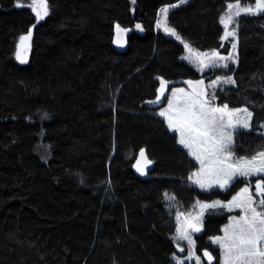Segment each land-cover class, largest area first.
Segmentation results:
<instances>
[{"label": "trees", "instance_id": "1", "mask_svg": "<svg viewBox=\"0 0 264 264\" xmlns=\"http://www.w3.org/2000/svg\"><path fill=\"white\" fill-rule=\"evenodd\" d=\"M32 1L0 0V264H177L168 195L189 210L197 201H230L248 182L212 190L193 183L200 164L159 115L162 107L147 103L161 79L170 84L166 106L172 88L206 97L208 79L233 75L236 84L217 90V104L249 109L252 119L235 132L232 150L263 151L264 12L239 18L238 66L202 75L181 59L184 45L157 27L160 10L173 7L168 24L194 49L220 50L229 3L256 0H47L41 22ZM138 24L143 33L118 52L116 26ZM29 33L22 64L18 45ZM40 144L51 149L48 162ZM141 150L154 164L147 178L134 168ZM234 214L205 211L195 235L200 255L210 249L220 264L208 239Z\"/></svg>", "mask_w": 264, "mask_h": 264}, {"label": "snow or ice", "instance_id": "2", "mask_svg": "<svg viewBox=\"0 0 264 264\" xmlns=\"http://www.w3.org/2000/svg\"><path fill=\"white\" fill-rule=\"evenodd\" d=\"M181 2H184V0H181ZM18 6L24 5L18 4ZM42 7L44 9L43 14L47 15L46 0H42ZM232 7V5H229V8ZM236 7L239 8V5ZM261 11H264V0H256L255 8H239L235 15L239 16L241 12L256 14ZM162 12L166 15L168 9L164 8ZM37 16L42 18L40 12H37ZM232 20L233 17L231 15L227 19L221 20V23L225 25L223 39L235 34L234 31L227 30L228 24ZM117 31L118 33L123 32L124 29L117 25ZM166 31L175 35L172 29L166 28ZM30 36L31 33L27 36H21V49L25 47V42L30 39ZM177 39H179L178 36ZM185 47L187 48L188 45H185ZM232 47L235 49L236 45L233 44ZM205 55L207 56V54ZM211 55L216 57L218 53L213 52ZM219 58L221 60L231 59V56ZM17 59L21 60L22 63L26 62L20 51L17 52ZM200 63L203 64V61L201 60ZM224 66L227 67V65ZM227 82H231L230 78ZM187 83L192 84L191 81ZM197 83L202 84L203 81H198ZM166 85L167 82L161 79L159 95L157 100L152 101V103H158L161 97L164 96ZM183 91V89L174 91L173 99L168 101V107L161 111L159 115L167 119L170 129L179 132V143L188 148L190 154L200 162V175H207L213 178L208 184L199 179L194 182L200 184L202 188L211 187L212 184H218L223 188L236 176L264 173V151L257 153L256 156L250 159L238 158L235 162H231L232 154L229 149L232 143V136L225 129L234 127L232 118L237 113L245 112L249 118L251 113L247 112V109L230 111L227 105L223 108L209 107L208 102L202 99L204 96L203 90L200 92H195L194 90L191 95L187 96L182 105L175 104L176 92L182 93ZM225 116L228 117L227 122H225ZM236 123L241 124L245 128L249 126L247 119H238ZM140 157L145 159L146 164L151 163L146 160L143 150L140 152ZM137 163L139 164V161ZM138 170L142 171L143 174L142 169L138 168ZM193 175L196 176L198 174L194 173ZM189 179H192V177H189ZM255 191L258 195L264 196V179L257 181ZM219 204L220 202L216 201L212 204H201L200 207L203 210L216 207ZM229 204L243 209L244 215L238 219L233 217V223L224 230L225 236L215 238V242L224 250V264H264V250L261 248V245H264V211H257L254 206L253 196L247 187L243 188L236 197H233ZM259 205L264 206V199L259 200ZM193 219L199 221V217ZM189 227L196 232L201 230L198 223H189ZM177 231L180 233L181 239H189L190 241L186 230L178 228ZM205 256L208 257L209 261L213 259L207 252Z\"/></svg>", "mask_w": 264, "mask_h": 264}, {"label": "rangeland", "instance_id": "3", "mask_svg": "<svg viewBox=\"0 0 264 264\" xmlns=\"http://www.w3.org/2000/svg\"><path fill=\"white\" fill-rule=\"evenodd\" d=\"M132 1L135 2V0H132ZM18 4L24 5V3H22L21 1H19L17 3V6H18ZM30 4L33 7V10H34L36 16H37V12L41 13L42 18L37 16V21L38 22L44 21L45 18L48 16L49 11H50L47 0H46L47 15L43 14L44 9L42 7V0H33L32 3H30ZM229 5H232L233 7L232 8L228 7V10L226 11V13L224 14L222 19H227V17L229 15H231L233 17L232 22L230 24H228L227 30L228 31H234L235 34H234V36H229L227 39H223L222 49H220V50L215 49V50L200 51V50L194 49L191 45H189L188 43L183 41V39L176 33V31L173 30L168 24V14H169L171 8H173L171 6L165 7L168 9V12L166 13V15L162 12V9H161V11L159 13V19L157 22V27L160 30H162L163 32H165L168 36L176 39L178 42L183 44L184 47H185V45H188L187 48L185 47V52L182 55L181 59L183 61H185L186 63L190 64L196 70H198V72L200 74L204 75V74L208 73L209 71L212 72L216 69H222L225 71L228 68H230L231 65L238 66V62H239V37H238V35H239V18H240V16L245 15V14L256 15V14H260V13L264 12V11H261V12H257L256 14L241 12V14L239 16H236L235 13L239 10V8H248V7L255 8V4H244L242 2H231V3H229ZM237 5H239V8L236 7ZM224 27H225V25H224ZM166 28L172 29L175 32V35L166 31ZM27 35H23V36H27ZM224 35H225V33H224ZM177 36L179 37V39H177ZM31 43H32L31 36H30V39L25 42V47L23 49H21V41L19 42L18 51L21 52L22 56L26 60V62L22 63L21 60L18 59L19 62L22 64L27 63L30 59V53H31V49H32ZM233 44L236 45L235 49H233V47H232ZM190 49H191V51H190ZM213 52L218 53V56L212 57L211 54ZM205 54H207V56ZM229 56H231V59L221 60L219 58V57H229ZM201 60L203 61V64L200 63ZM224 65H227V67H225ZM229 78H230L231 82H227V81H229ZM235 84H236V81H235L234 76L229 75L227 73L216 75L214 78L208 79L206 82V99L209 102L208 106L213 107V108H223L224 106H220V107H219V105L217 106L216 92L219 88H223V87H227V86H233ZM174 91H175V88H172L169 91L168 100L173 98V92ZM164 109H166V108L162 107L161 109H159V111L161 112ZM238 109H246V108H238ZM228 110L232 111V110H237V109L228 108ZM247 112L251 113L250 118L247 116V113L239 112V113H237L236 116H234L232 118L234 127H228L225 129V131L230 133L232 136V143H231L230 147L233 146L235 132L237 130L250 129L251 128L252 112L249 109H247ZM238 119H247L249 126L247 128H245L241 124H237L236 121ZM227 120H228V117L225 116V122H227ZM38 151L40 153V154L37 153L38 156L44 162H48L51 159V157H52L51 149H50V151H48V147L45 144H40L38 146ZM41 154H43V155H41ZM231 154H232V161L233 162L236 161L238 158H245V159L251 158V157L237 156L233 152V150L231 151ZM239 177H245L246 178L248 183L243 188H246V187L249 188V192L253 196L254 206L257 208V211H264V206L259 205V200L263 199V196L258 195L256 193V191H254L257 181L264 179V173L253 174V175H249V176H238V178ZM212 179L213 178L203 179V182L205 184H208L212 181ZM235 180H236L235 178L232 179L223 188L220 187L218 184H212V186L207 187V189H209V190L217 189V188L227 189L231 185V183L234 182ZM253 180H256V181L252 182ZM241 190L234 197H236L238 194H240ZM168 198H169L168 205L170 208H172L174 210V215H175V219L177 222V229L180 228L182 230H186L188 236L190 237V241H191L190 242L189 239H181L180 233L176 230V239L179 242V244L186 250V252H184L183 254L177 253V255H175L174 261L177 264H206L204 259H203V256L200 255L196 250V241H195L196 233H199L200 231L203 230L204 214H205V211L208 209L207 208V209L202 210L200 207L201 204H212L213 202L219 201L220 204L217 205L216 207H227L231 210H239L240 211V214H234L231 216L229 222L226 225H224L223 231L220 235L212 236L208 239L209 242L211 244H213V247L215 249L219 250V252H220V264H224V250L220 247V245L218 243L215 242V238L225 236V231H224L225 228L228 225L233 223V220H232L233 217H236L238 219L240 216L244 215L243 209L238 208V207H233L232 205L229 204V202L232 201L233 198L227 202H223L220 200H215L211 203H207V202H203V201H197L189 210H185L184 207L182 205H180L179 202L176 200V198L173 197L172 195H168ZM201 212H202V215H201ZM195 217H199V221L193 219ZM189 223H198L201 230L198 232L193 231L192 228L189 227ZM261 248H262V250H264V245H261Z\"/></svg>", "mask_w": 264, "mask_h": 264}, {"label": "water", "instance_id": "4", "mask_svg": "<svg viewBox=\"0 0 264 264\" xmlns=\"http://www.w3.org/2000/svg\"><path fill=\"white\" fill-rule=\"evenodd\" d=\"M119 26H120L121 29H124V31L118 33L117 26H116L115 33H114V38H113V46L118 52L125 53L129 49V38H130V36L133 33H135V32L143 33V27L141 25H139V27H137V25H136L135 27H129V28L123 27L121 25H119ZM168 86L166 85V90L164 92V96L161 97L160 101L158 103H152V101H156L157 100V97H156L154 100L149 101L147 103L148 107H150V108H161V107H163L165 105L166 96H167V93H168ZM159 89H160V87H159ZM159 89H158L157 96L159 95ZM143 151L145 153L146 160L150 161L151 163L146 164L145 159L141 158L140 154H139V157H138V159H137V161L135 163L134 168H135L136 173L140 177L147 178L149 176V173L152 171L154 164L149 159V157H148L147 153L145 152V150H143ZM138 161H139V164L137 163ZM138 168L143 170V174H142V171L138 170ZM175 246H176V248H177L179 253L183 254L185 252V249L181 245L176 244ZM206 252L209 253L213 257V259L211 261H209L208 257L205 256ZM202 256H203V259H204L206 264H218L217 257L215 256V254L210 249H204L203 252H202Z\"/></svg>", "mask_w": 264, "mask_h": 264}, {"label": "crops", "instance_id": "5", "mask_svg": "<svg viewBox=\"0 0 264 264\" xmlns=\"http://www.w3.org/2000/svg\"><path fill=\"white\" fill-rule=\"evenodd\" d=\"M178 89H183L184 91L181 93V92H176V98H175V100H174V103L175 104H177V105H182L184 102H185V100H186V98H187V96L188 95H191L192 93H193V91H191L190 89H188L187 87H185V86H179V87H175V91L176 90H178ZM173 99V98H172ZM202 99H204V100H206L207 102H208V100L206 99V97H202ZM169 101V100H168ZM209 103V102H208ZM217 103V102H216ZM217 106H218V104H217ZM168 107V103H167V105L166 106H164V108H167ZM220 107V106H219ZM158 113H160V111H158ZM166 121H167V119L165 118V117H163ZM168 122V121H167ZM176 132H178V131H176ZM178 134H179V132H178ZM180 135V134H179ZM230 150L232 151V147H230ZM196 159V158H195ZM197 160V159H196ZM198 161V160H197ZM231 162H233V161H231ZM235 162V161H234ZM198 163L200 164V162L198 161ZM200 169H201V164H200V167H199V169H197L196 171H194L193 172V174L194 173H197L198 175H196V176H194L193 174H192V182H194L195 180H202L203 181V179H207V178H212V177H210V176H207V175H200ZM238 178V176H236L235 177V179H237ZM195 183V182H194ZM233 183V182H232ZM231 183V184H232ZM197 186H199L201 189H203V190H209V189H207V187H204V188H202L201 186H200V184H198V183H195Z\"/></svg>", "mask_w": 264, "mask_h": 264}, {"label": "bare ground", "instance_id": "6", "mask_svg": "<svg viewBox=\"0 0 264 264\" xmlns=\"http://www.w3.org/2000/svg\"><path fill=\"white\" fill-rule=\"evenodd\" d=\"M161 11V10H160ZM159 19V18H158ZM157 22H158V20H157ZM157 25V24H156Z\"/></svg>", "mask_w": 264, "mask_h": 264}]
</instances>
